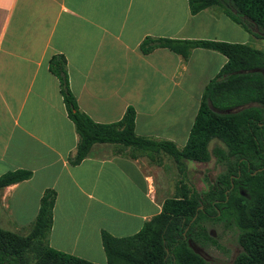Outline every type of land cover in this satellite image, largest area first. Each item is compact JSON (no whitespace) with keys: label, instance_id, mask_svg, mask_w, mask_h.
<instances>
[{"label":"crops","instance_id":"obj_1","mask_svg":"<svg viewBox=\"0 0 264 264\" xmlns=\"http://www.w3.org/2000/svg\"><path fill=\"white\" fill-rule=\"evenodd\" d=\"M147 36L250 38L220 6L192 14L188 0H0V175L33 172L0 189L10 228L31 224L53 188L49 244L106 264L103 230L133 235L162 211L171 186L167 171L150 162L177 161L164 151L150 156L95 143L72 164L79 136L49 68L54 54L66 56L71 91L93 120L119 121L131 105L138 135L182 148L203 91L227 57L201 47L188 58L167 47L145 54L140 44Z\"/></svg>","mask_w":264,"mask_h":264},{"label":"trees","instance_id":"obj_2","mask_svg":"<svg viewBox=\"0 0 264 264\" xmlns=\"http://www.w3.org/2000/svg\"><path fill=\"white\" fill-rule=\"evenodd\" d=\"M188 1L192 14L220 6L245 30L264 38V0ZM157 47H167L185 58L198 47L227 57L203 91L182 148L169 140L138 135L136 110L131 105L119 121L93 120L80 109L71 91L66 56L54 54L49 61L79 136L72 164L86 158L95 143H118L150 156L167 152L180 165L183 159L209 163L215 157L222 167L216 177L206 176V189L185 184L180 195L166 198L162 211L137 233L118 237L103 230L106 264H207L206 248L216 237L205 222L212 219H224L239 230L240 249L229 264H264V51L248 43L218 39L147 36L140 44L145 54ZM214 140L217 143L211 148ZM32 175L28 169L8 171L0 175V189ZM56 198L55 189L44 192L27 235L0 226V264H98L49 244Z\"/></svg>","mask_w":264,"mask_h":264},{"label":"rangeland","instance_id":"obj_3","mask_svg":"<svg viewBox=\"0 0 264 264\" xmlns=\"http://www.w3.org/2000/svg\"><path fill=\"white\" fill-rule=\"evenodd\" d=\"M246 32L248 31L246 30ZM248 33L250 38L245 43L264 51V38L257 37L250 32ZM216 143L217 141L214 140L211 144V148H213ZM171 161L172 162H150L153 165L162 166L165 171H167L166 177L169 178V184L171 186L168 190L169 196L180 195L182 186L185 184L190 187H196L197 189H206L209 185L206 176L210 174V176L216 177L222 170V167L216 163L215 157H213L209 163L188 160L187 162H184V165H180L177 164V162H174L173 159H171ZM142 164L144 165V163ZM7 211L8 209L5 207L4 202L2 205V202L0 201V221L2 227L23 235L30 233L31 224L26 225V229H22V227L12 228V226L10 228V223L8 222L9 215ZM116 219H120V216L115 213L114 220ZM205 224L215 233L216 237V241L213 243L210 242L206 248V253L208 254L207 264H229L233 260V256L236 251L240 249V245L238 243L239 230L236 226L230 225L224 219L206 220ZM30 262H34L32 256Z\"/></svg>","mask_w":264,"mask_h":264}]
</instances>
